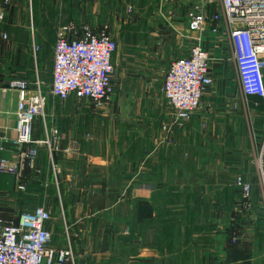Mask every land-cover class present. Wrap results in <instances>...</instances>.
<instances>
[{
    "label": "crops",
    "instance_id": "0c3cea01",
    "mask_svg": "<svg viewBox=\"0 0 264 264\" xmlns=\"http://www.w3.org/2000/svg\"><path fill=\"white\" fill-rule=\"evenodd\" d=\"M190 3L11 0L0 21V159L18 158L19 96L4 90L18 76L33 89L40 81L47 97L34 140L48 141L58 127L62 147L72 143L79 152L58 151L51 158L46 145L37 146L36 169L25 171V191L13 175H0V218L15 220L38 205L50 208L54 246L66 247V223L78 264L225 261L233 241L224 232L233 240L243 228L250 229L253 251L264 250L257 168L264 100L246 99L241 91L224 24L214 37L189 30ZM68 23L94 31L108 24L118 43L115 92L102 109L51 95L53 49ZM197 44L211 53L213 87L192 121L167 134L163 126L173 120L162 83L172 60ZM240 176L253 185L249 202L236 186ZM61 207L66 211L59 220Z\"/></svg>",
    "mask_w": 264,
    "mask_h": 264
},
{
    "label": "built area",
    "instance_id": "2783aa9c",
    "mask_svg": "<svg viewBox=\"0 0 264 264\" xmlns=\"http://www.w3.org/2000/svg\"><path fill=\"white\" fill-rule=\"evenodd\" d=\"M199 0L187 12L188 28L194 34L208 32L217 36L224 24L233 51L241 91L264 100V0ZM11 0H2L0 21L7 14ZM132 12L133 7H129ZM7 38L6 34L2 36ZM118 43L110 34L108 24L94 31L89 25L78 28L68 23L59 29L54 45L53 81L51 95L63 102L89 101L102 109L115 92L116 68L113 63ZM35 50H38L35 47ZM212 56L200 44L189 53L176 57L170 63L162 83V97L171 109V124L163 129L171 134L174 126L185 127L203 108V99L213 87ZM6 91L18 94L17 131L15 146L17 160L0 159V175L11 174L17 179L18 190L25 191L26 169H36V147L46 145L51 158L54 152L65 154L79 150L70 144L62 147L60 129L53 127L48 141L34 140L33 129L37 117L43 116L47 97L41 82L31 88L24 77L11 79ZM259 105V102L256 103ZM257 158L259 184L264 202V140ZM57 173L59 170L54 168ZM58 186V182L56 183ZM236 186L242 198L250 201L253 185L243 176ZM65 212L62 211L64 218ZM54 216L50 208L38 205L23 210L15 220L0 218V264H78L69 227L65 223L67 245L54 246V234L49 228ZM233 238V242L237 241Z\"/></svg>",
    "mask_w": 264,
    "mask_h": 264
},
{
    "label": "rangeland",
    "instance_id": "374dc122",
    "mask_svg": "<svg viewBox=\"0 0 264 264\" xmlns=\"http://www.w3.org/2000/svg\"><path fill=\"white\" fill-rule=\"evenodd\" d=\"M199 0H187L188 3H192V5L194 3H197ZM215 2H213V4L211 5L212 8L216 7L217 5V2L216 0H213ZM190 3V4H191ZM66 211V208L63 207ZM63 208L61 207L58 211V213L56 214V216L59 217V220L60 218L62 217V211H63ZM227 235L229 236V238L232 240V236H230L229 232H224V235ZM250 229L247 230V229H242V231L238 230V234L234 237H237V241H234L232 243L233 246H231V248H228L226 250V254H227V259L225 261H223L222 258L220 257H216V258H213V259H210L209 260V264H230L232 260V257L234 256L235 254V260L237 259V261H240L239 264H264V250H258L256 252L253 251V249L251 248V236L252 234L250 235ZM111 235L108 236V238H110ZM240 240V244L238 243V241ZM239 249V251L237 250ZM236 250V251H235ZM236 252V253H235ZM238 255V256H237ZM212 260V261H211ZM230 261V262H229Z\"/></svg>",
    "mask_w": 264,
    "mask_h": 264
},
{
    "label": "trees",
    "instance_id": "16d2710c",
    "mask_svg": "<svg viewBox=\"0 0 264 264\" xmlns=\"http://www.w3.org/2000/svg\"><path fill=\"white\" fill-rule=\"evenodd\" d=\"M233 231H234V230H231V233H232ZM237 250L239 251V249H237ZM235 251H236V250H235ZM235 253H236V252H235ZM237 256H238V255H237ZM235 258H236V257H235V254H234V256L232 257V260H233V261H231V262L229 261L230 264H239L240 261H237V259L235 260Z\"/></svg>",
    "mask_w": 264,
    "mask_h": 264
}]
</instances>
